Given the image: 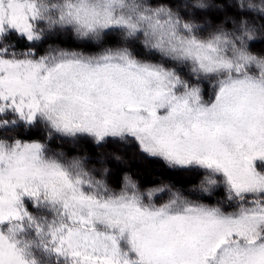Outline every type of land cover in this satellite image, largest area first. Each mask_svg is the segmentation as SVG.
I'll return each instance as SVG.
<instances>
[{
  "label": "snow or ice",
  "instance_id": "snow-or-ice-1",
  "mask_svg": "<svg viewBox=\"0 0 264 264\" xmlns=\"http://www.w3.org/2000/svg\"><path fill=\"white\" fill-rule=\"evenodd\" d=\"M0 264H264V0H0Z\"/></svg>",
  "mask_w": 264,
  "mask_h": 264
},
{
  "label": "trees",
  "instance_id": "trees-1",
  "mask_svg": "<svg viewBox=\"0 0 264 264\" xmlns=\"http://www.w3.org/2000/svg\"><path fill=\"white\" fill-rule=\"evenodd\" d=\"M132 170L136 172L141 180H153L159 174L158 167L151 162H143L140 165H133ZM167 179L171 180L176 189L187 190L190 183L178 173L170 174Z\"/></svg>",
  "mask_w": 264,
  "mask_h": 264
}]
</instances>
